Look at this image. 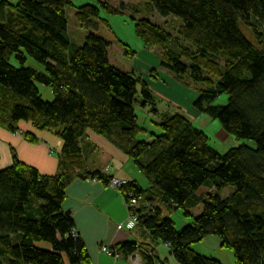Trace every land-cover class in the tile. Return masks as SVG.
<instances>
[{
  "label": "trees",
  "instance_id": "trees-1",
  "mask_svg": "<svg viewBox=\"0 0 264 264\" xmlns=\"http://www.w3.org/2000/svg\"><path fill=\"white\" fill-rule=\"evenodd\" d=\"M73 1L0 0V128L17 133L20 121L29 122L62 145L53 152L52 175L40 174L15 151L12 164L0 170V264L89 263L79 234L73 235L71 214L61 209L75 179L108 186L113 178L89 170L81 144L86 130L119 147L148 181L143 188L127 179L119 189L127 201L129 194L142 196L151 211L150 217L144 207L138 211L141 240L111 249L120 257L138 252L143 264H170L158 256L160 244L175 264H224L192 248L214 235L231 249L235 264H264V0H146L148 16L155 11L180 19L175 36L149 17L134 23L144 47L162 48L160 66L199 86L195 114L217 119L231 136L253 142L224 154L181 111L156 108L157 97L141 76L112 66L104 38L89 33L76 44L68 35V7L86 29L95 26L91 20L109 27L100 6L120 11L104 0L77 6ZM123 54L136 56L128 47ZM27 58L41 70L24 67ZM147 75L153 82L160 78ZM38 84L51 90L49 101ZM223 94L224 106L212 105ZM136 103L149 108L152 130L139 122ZM22 134L28 144L37 142L35 135ZM99 154L106 167L108 156ZM227 186L234 191L221 198ZM199 205L194 217L191 210ZM175 209L193 218L180 230L162 217L163 210Z\"/></svg>",
  "mask_w": 264,
  "mask_h": 264
},
{
  "label": "rangeland",
  "instance_id": "rangeland-1",
  "mask_svg": "<svg viewBox=\"0 0 264 264\" xmlns=\"http://www.w3.org/2000/svg\"><path fill=\"white\" fill-rule=\"evenodd\" d=\"M109 5L118 9L120 13H109L103 7L100 6V17L109 23V27H105L103 22L98 20H91L95 23V26L86 29V27L74 20L72 7L66 9L68 15V35L76 41L77 45L82 44L83 37L89 33H93L98 37L104 38V40L110 44L108 55L109 63L112 66H116L122 72H133L134 74L141 76L144 82L148 83V86L157 88L155 86L156 82L150 80L147 73H152L157 78H161L163 81L160 83L163 88H160L159 94H155L157 97L156 108L161 111H181L185 116H187L196 128L204 131L209 138V144L217 149L221 154H224L228 149L235 148L240 144H249L252 147L253 142L249 140H241L237 137H233L220 127L217 119H211L205 114H195L194 107L192 106L193 101L197 98V91L199 86L193 83H189L188 76H184L183 80H178L174 74L164 69L160 66L158 57L162 48L159 45H151L144 47L143 43L140 41L136 32H134L135 20L149 17L154 23L160 25L165 31L170 32L173 36L176 34V29L181 23L180 19H175L172 16H165L164 18L159 16L157 12L154 11L153 14L148 16L145 10L146 0H104ZM75 6L86 4L87 0H74ZM94 3V2H93ZM96 4V3H94ZM98 4V3H97ZM246 35H248L245 28H243ZM126 45V46H125ZM128 47L131 52L135 53L136 56L133 59L127 58L123 52L124 49ZM25 66H32L35 69H40L41 66L31 58H27ZM11 64L18 66L17 60L11 56ZM156 70L153 72L152 70ZM138 90L141 86H137ZM38 89L42 95V99L49 101L52 98L51 90L38 84ZM151 89V88H150ZM227 95L223 94L219 96L212 105L224 106L226 102ZM136 109V114L139 117V122L145 127L146 130H152L149 126L151 123L148 122L149 114L147 110L149 108H142L141 105L136 103L134 106ZM58 148V147H57ZM55 149V148H54ZM134 165V164H133ZM136 167L133 166V174H136ZM138 181L145 186L146 177L144 174L139 173ZM234 191V187L227 186L221 191V198L227 197ZM202 210V206H196L191 210L194 217L199 214ZM162 217L170 218L176 229L180 230L185 225L192 222V217L184 216L182 209H175L168 213L163 210ZM192 248L196 253H200L206 257L216 258L224 264H235L234 257L231 249H227L220 246V239L214 235H208L202 241L194 244ZM174 264V263H172Z\"/></svg>",
  "mask_w": 264,
  "mask_h": 264
},
{
  "label": "crops",
  "instance_id": "crops-1",
  "mask_svg": "<svg viewBox=\"0 0 264 264\" xmlns=\"http://www.w3.org/2000/svg\"><path fill=\"white\" fill-rule=\"evenodd\" d=\"M162 81L159 78L155 83L157 86L155 90L150 86L154 93L159 94L160 88H163L160 84ZM18 125L17 133L0 128V170L12 164L11 154L15 151L20 160L36 168L40 174H54L57 170V156L53 152L60 150L61 141L52 132L36 131L29 122L20 121ZM28 132L36 136V143L26 142L22 133ZM84 133L81 144L87 155L89 170H100L109 177L131 179L143 188L149 186L147 179L145 186L138 181L141 172L137 170V176L133 174L135 164L119 147L89 130ZM99 152L108 156L106 167L102 165ZM61 209L72 216L75 231L79 234L89 257L88 264H143L138 252L127 257L119 256L118 259L109 257L101 250L102 247L115 249L123 242L138 241L143 237V230L139 227L134 226L131 229L126 227L127 208L119 190L103 186L97 179H75L66 187V197ZM155 250L161 260L166 258L170 264H175L166 245L159 244Z\"/></svg>",
  "mask_w": 264,
  "mask_h": 264
},
{
  "label": "built area",
  "instance_id": "built-area-1",
  "mask_svg": "<svg viewBox=\"0 0 264 264\" xmlns=\"http://www.w3.org/2000/svg\"><path fill=\"white\" fill-rule=\"evenodd\" d=\"M127 183V179L121 177H113L109 180L108 186L116 191H118L123 185ZM128 201L125 200V207L127 208V220H126V227L131 229V227L137 226L139 223V213L141 207H144L146 210L147 216L150 217L151 211L149 203L144 202L142 196H133L131 194L127 195ZM73 235H77V231H72ZM102 252L106 253L107 255H111L114 258H118L119 255L114 250L109 249L108 247H102Z\"/></svg>",
  "mask_w": 264,
  "mask_h": 264
}]
</instances>
